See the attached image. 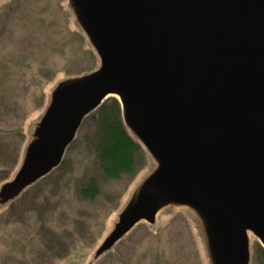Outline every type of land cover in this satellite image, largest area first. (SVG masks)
<instances>
[{
	"label": "water",
	"instance_id": "1",
	"mask_svg": "<svg viewBox=\"0 0 264 264\" xmlns=\"http://www.w3.org/2000/svg\"><path fill=\"white\" fill-rule=\"evenodd\" d=\"M99 61L64 81L0 206L59 167L83 121L115 99L123 126L155 163L113 231L110 250L167 208L197 219L212 264L264 249V0H67Z\"/></svg>",
	"mask_w": 264,
	"mask_h": 264
},
{
	"label": "rangeland",
	"instance_id": "2",
	"mask_svg": "<svg viewBox=\"0 0 264 264\" xmlns=\"http://www.w3.org/2000/svg\"><path fill=\"white\" fill-rule=\"evenodd\" d=\"M98 67L67 0H0V189L19 171L58 85ZM90 116L59 167L0 206V264H212L197 219L175 207L161 210L153 225L138 223L96 257L156 165L133 140L143 151L142 167L106 179L91 148ZM92 180L96 197L81 198L80 188ZM248 240L249 264H264L260 243Z\"/></svg>",
	"mask_w": 264,
	"mask_h": 264
},
{
	"label": "trees",
	"instance_id": "3",
	"mask_svg": "<svg viewBox=\"0 0 264 264\" xmlns=\"http://www.w3.org/2000/svg\"><path fill=\"white\" fill-rule=\"evenodd\" d=\"M89 119L96 128L91 148L102 175L116 180L136 173L144 163V154L123 127L118 102L108 99ZM79 195L86 200L94 199L97 195L95 182L92 180L82 186Z\"/></svg>",
	"mask_w": 264,
	"mask_h": 264
},
{
	"label": "bare ground",
	"instance_id": "4",
	"mask_svg": "<svg viewBox=\"0 0 264 264\" xmlns=\"http://www.w3.org/2000/svg\"><path fill=\"white\" fill-rule=\"evenodd\" d=\"M249 238H251V239H252V238H253V236L249 235Z\"/></svg>",
	"mask_w": 264,
	"mask_h": 264
}]
</instances>
